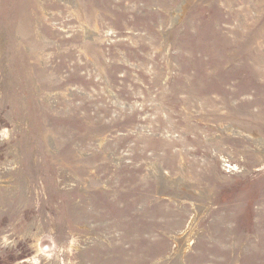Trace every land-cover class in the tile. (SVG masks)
<instances>
[{
    "label": "rangeland",
    "instance_id": "obj_1",
    "mask_svg": "<svg viewBox=\"0 0 264 264\" xmlns=\"http://www.w3.org/2000/svg\"><path fill=\"white\" fill-rule=\"evenodd\" d=\"M0 264H264V0H0Z\"/></svg>",
    "mask_w": 264,
    "mask_h": 264
}]
</instances>
